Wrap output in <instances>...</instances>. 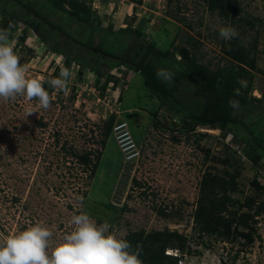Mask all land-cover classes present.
<instances>
[{"label": "rangeland", "instance_id": "obj_1", "mask_svg": "<svg viewBox=\"0 0 264 264\" xmlns=\"http://www.w3.org/2000/svg\"><path fill=\"white\" fill-rule=\"evenodd\" d=\"M139 1L91 0V6L100 18L99 28L130 26L141 32V39L170 50L176 60L177 48H185L211 69L226 64L220 45L230 41L219 37V29L234 27L245 46L252 47L256 40L249 95L264 105V0H231L238 9L233 22L210 14L201 0ZM9 30L29 78L51 80L66 67L64 58L38 39L30 26L18 22ZM97 40L94 36L91 43L96 46ZM140 50V38L132 37L126 52L136 57ZM67 68L72 75L66 90L58 92L44 84L52 97L47 110L22 96L0 100V242L41 222L54 233L51 250L72 230L71 217L84 211L98 223L107 220L117 232L181 234L186 239L184 251L177 247L165 251L170 256L181 254L179 264H264V215L254 218L252 244L207 235L194 221L199 186L208 175L227 179L226 173L237 169V191L231 199L256 196L257 204L264 203V194L258 195L251 185L253 178L264 183L263 160L253 164L245 155L246 147L230 134L208 127L191 129L183 114L159 106L138 73L113 67L109 75L117 83L103 88L105 76L73 61ZM101 69H107L106 59ZM177 100L191 112L199 110L200 99L191 86H184ZM111 116L112 130L105 138L104 126ZM260 116L264 111L253 119ZM120 123L127 124L138 159L126 161L118 148L113 127ZM85 152L92 154L93 161L101 152L92 178L74 156ZM230 156L237 165L222 162ZM253 211L244 208L238 213Z\"/></svg>", "mask_w": 264, "mask_h": 264}, {"label": "trees", "instance_id": "obj_2", "mask_svg": "<svg viewBox=\"0 0 264 264\" xmlns=\"http://www.w3.org/2000/svg\"><path fill=\"white\" fill-rule=\"evenodd\" d=\"M138 3L139 0H136ZM210 14H216L221 20L235 21L238 9L231 0H201ZM0 28L7 29L18 22L31 27L33 33L43 43L64 58V65L76 62L80 67L91 70L98 76H105L104 87L109 83L115 85L117 79L109 75V69L121 66L142 76L144 86L155 97L160 107L172 108L183 114L191 129L195 127L215 128L225 135L230 134L246 147L245 155L255 165L264 161V116L254 120L255 115L264 111L261 99L251 97L252 73L256 70V40L252 47H247L238 39L229 44L221 43L220 51L226 60L224 66L211 69L201 63L197 56L191 55L185 48H177L179 60L170 50H162L155 43L141 39V32L130 26L113 30L99 28L100 18L92 9L91 0H0ZM10 7H9V5ZM14 9V10H13ZM22 9V11H20ZM60 20L57 24L55 20ZM244 21V18H239ZM247 21V20H246ZM253 25L251 21L246 22ZM189 27V26H188ZM25 34V32H24ZM24 34L20 38L24 39ZM86 35V36H85ZM97 36L96 46L91 39ZM140 38L141 50L136 57L126 52L132 37ZM83 37V38H82ZM86 37V38H85ZM82 40H81V39ZM14 40L15 38L10 37ZM107 60V69L103 71L101 64ZM24 65L23 62H21ZM158 68H167L175 73L171 85L161 82L156 76ZM58 73L55 70L54 76ZM247 81V87L240 89L238 81ZM191 86L200 99L197 112L182 107L177 100L180 90ZM240 89L241 94H234ZM230 99L239 100L241 107H229ZM114 118L111 116L104 126L103 136L107 138L112 130ZM43 126V124L39 123ZM201 137L202 134H199ZM243 136L246 137L243 140ZM239 137V139H237ZM101 145H105L101 141ZM79 165L85 168L88 177L92 178L97 169L101 152H97L94 161L90 152L74 154ZM223 163L237 165L232 156ZM235 169L231 174L215 178L208 175L199 186V204L194 213V221L200 230L207 235H215L225 241L244 239L247 244L253 242L254 218L264 215V203L257 204L256 196L232 200L230 195L237 191ZM135 184L138 185L136 181ZM257 194H264V183L256 178L251 181ZM257 206L255 207V205ZM236 207L229 210V207ZM253 211L238 213L241 209ZM159 213L166 216L161 210ZM133 248L140 245L143 264H179L182 256L165 254L168 248L184 251L186 239L179 233L168 230L145 232L143 230L129 232L126 236Z\"/></svg>", "mask_w": 264, "mask_h": 264}, {"label": "clouds", "instance_id": "obj_3", "mask_svg": "<svg viewBox=\"0 0 264 264\" xmlns=\"http://www.w3.org/2000/svg\"><path fill=\"white\" fill-rule=\"evenodd\" d=\"M11 25L0 28V100L14 101L25 97L28 101H38L39 107L47 110L52 105V97L45 89L47 83L55 90L67 89L72 75L67 67H62L57 78L45 80L43 76L29 78L21 64L20 56L14 51L15 41L10 39ZM219 37L231 41L239 37L232 26L219 29ZM156 76L161 82L171 85L175 73L167 68H158ZM240 89L247 87V81H238ZM240 89L234 94L239 96ZM229 107L239 109V100L230 99ZM31 114V112H29ZM72 230L65 234L54 247L50 242L54 233L48 226L36 222L17 231L0 242V264H143L142 248L126 239V232H117L105 220L98 223L87 212L81 211L71 217Z\"/></svg>", "mask_w": 264, "mask_h": 264}, {"label": "built area", "instance_id": "obj_4", "mask_svg": "<svg viewBox=\"0 0 264 264\" xmlns=\"http://www.w3.org/2000/svg\"><path fill=\"white\" fill-rule=\"evenodd\" d=\"M113 132L116 134V142L118 148L125 154L126 161H133L139 158V151L132 139L131 134L127 130L126 123H120L113 127Z\"/></svg>", "mask_w": 264, "mask_h": 264}]
</instances>
